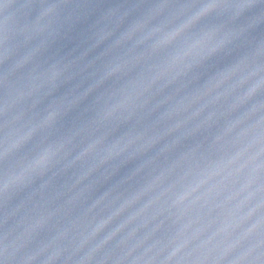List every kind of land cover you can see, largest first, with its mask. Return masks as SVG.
<instances>
[{"label":"water","instance_id":"water-1","mask_svg":"<svg viewBox=\"0 0 264 264\" xmlns=\"http://www.w3.org/2000/svg\"><path fill=\"white\" fill-rule=\"evenodd\" d=\"M0 264H264V0H0Z\"/></svg>","mask_w":264,"mask_h":264}]
</instances>
